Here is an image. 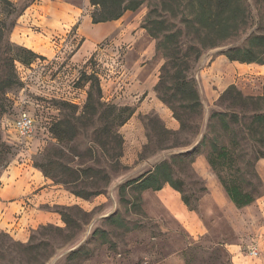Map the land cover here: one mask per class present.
Returning a JSON list of instances; mask_svg holds the SVG:
<instances>
[{
  "label": "rangeland",
  "instance_id": "obj_1",
  "mask_svg": "<svg viewBox=\"0 0 264 264\" xmlns=\"http://www.w3.org/2000/svg\"><path fill=\"white\" fill-rule=\"evenodd\" d=\"M9 1L17 13L0 46V198L13 188L19 194L10 201V216L0 204V264H234L227 244L235 232L218 173L238 179L254 196L257 239L264 221V158L255 159L247 141L236 150L235 168L217 172L208 162L205 135L232 141V133L211 120L213 113L241 111L221 103L229 86L245 96L263 91L258 66L241 70L222 52L257 33L264 0H248L253 21L245 33L192 62L188 77L202 109H177L180 120L156 90L166 61L144 28L162 0H145L137 11L98 25L89 0H47L42 7L39 0ZM18 48L39 58L12 63ZM84 72L100 79L101 120L85 111L90 83L81 79ZM23 112L36 122L29 139L13 128ZM162 162L171 164L182 194L169 185L159 191L128 185ZM238 221L240 229L247 227ZM247 246L243 252L252 257Z\"/></svg>",
  "mask_w": 264,
  "mask_h": 264
},
{
  "label": "trees",
  "instance_id": "obj_2",
  "mask_svg": "<svg viewBox=\"0 0 264 264\" xmlns=\"http://www.w3.org/2000/svg\"><path fill=\"white\" fill-rule=\"evenodd\" d=\"M89 2L95 8L92 24L98 25L117 21L127 12L137 11L145 0H89ZM250 7L248 0H162L150 11L144 28L151 37L159 41L157 49L166 61L156 90L163 93L161 100L171 106L177 119L180 120L177 113V109L180 108L189 113H201L202 101L199 92L194 81L188 77L192 62L198 61L204 50L222 47L229 40L245 33L253 21ZM16 13L17 10L11 1L0 0V46L4 45L8 33L14 26L9 19ZM262 19L263 17L256 24L257 33L249 34L243 45L228 47L222 52L229 62L264 64ZM18 50L21 53L17 55V59H12V63L31 64L39 58L31 50L25 48ZM81 79L84 83H90L85 111H90L93 118L101 120L102 109L106 104L102 101L100 79L96 73L86 72ZM175 102H179L180 105H174ZM221 103L241 111L211 115V120L216 121L226 134L232 133V141L227 142L219 141L218 138L210 139L205 135V144L207 141L210 142L208 162L211 167L217 172L235 168L236 150L242 149L247 141L253 148L255 159L264 158V88L259 95L245 96L235 85H231L223 92ZM62 124L59 123L57 127H62ZM36 128L35 124V132ZM56 136L63 140L59 133ZM3 161L4 159L0 162V170L3 169ZM218 174L226 194L238 209L255 202L254 196L244 190L238 179ZM128 185H133L141 191H159L169 185L181 194L183 186L175 180L169 162L160 163L153 171L132 180ZM75 194L82 196L80 193ZM182 198L188 205L184 195ZM61 215L68 224L69 218L64 213Z\"/></svg>",
  "mask_w": 264,
  "mask_h": 264
},
{
  "label": "crops",
  "instance_id": "obj_3",
  "mask_svg": "<svg viewBox=\"0 0 264 264\" xmlns=\"http://www.w3.org/2000/svg\"><path fill=\"white\" fill-rule=\"evenodd\" d=\"M50 1V0H49ZM38 7L46 6L47 5V0H39L37 1ZM218 60L215 61H210L208 64V67L205 69L207 74L214 70L216 68ZM229 62V61H228ZM229 64H235L239 66L241 70L247 69L249 66H258L260 68V72L264 74V64L263 65H258V64H241L238 62H229ZM204 72V71H203ZM238 73V72H236ZM239 74V73H238ZM237 74V75H238ZM215 84V82L213 83ZM31 191L35 189V186L31 185ZM18 191L16 188L7 190L5 192V196L0 198V204L2 207V213L5 216H10L13 213V207L11 206L13 202L11 203L10 201L18 195ZM227 199H228V204L227 207L225 208V214L227 218V223L233 227V230L235 232L234 240L233 242H229L227 244V247L229 249L230 254L232 255V261L234 264H264V221H262L258 225V230L257 234L258 238L255 239L256 232L254 233L253 231L255 230L254 228V216L251 215V210L256 208L257 202L255 201L253 204L250 206L244 207L242 209H238L229 199L228 195L226 194ZM36 199V197H34ZM34 199V200H35ZM33 200V201H34ZM264 198L260 200V202H263ZM34 203V202H33ZM21 204V203H20ZM21 208L24 210L27 205H20ZM31 208L30 206L27 208L29 210ZM228 209L230 210H236V214H238V218H242L243 222L245 223L244 226L247 225V227H244L240 229L239 221L238 218L232 217L228 212ZM250 212V213H249ZM253 224V225H252ZM254 228V230H253ZM254 236V237H253ZM245 244L248 245V249L252 246H257L256 248L258 249L261 257L254 259L253 257H250L249 255L245 254L243 252V247H245Z\"/></svg>",
  "mask_w": 264,
  "mask_h": 264
},
{
  "label": "built area",
  "instance_id": "obj_4",
  "mask_svg": "<svg viewBox=\"0 0 264 264\" xmlns=\"http://www.w3.org/2000/svg\"><path fill=\"white\" fill-rule=\"evenodd\" d=\"M35 124V119L29 113L23 112L14 120L13 128L19 137L22 139H29L35 133ZM249 254L252 257H258L259 251L255 246H252L249 250Z\"/></svg>",
  "mask_w": 264,
  "mask_h": 264
}]
</instances>
